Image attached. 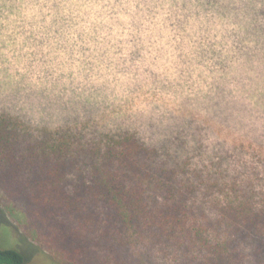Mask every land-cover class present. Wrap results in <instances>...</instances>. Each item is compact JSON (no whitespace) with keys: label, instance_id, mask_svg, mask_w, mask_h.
I'll list each match as a JSON object with an SVG mask.
<instances>
[{"label":"clouds","instance_id":"9594fccd","mask_svg":"<svg viewBox=\"0 0 264 264\" xmlns=\"http://www.w3.org/2000/svg\"><path fill=\"white\" fill-rule=\"evenodd\" d=\"M0 199L70 264H256L264 0H0Z\"/></svg>","mask_w":264,"mask_h":264},{"label":"rangeland","instance_id":"374dc122","mask_svg":"<svg viewBox=\"0 0 264 264\" xmlns=\"http://www.w3.org/2000/svg\"><path fill=\"white\" fill-rule=\"evenodd\" d=\"M8 202L0 199V245L20 251L26 264H60L39 245L26 224L5 215Z\"/></svg>","mask_w":264,"mask_h":264},{"label":"trees","instance_id":"16d2710c","mask_svg":"<svg viewBox=\"0 0 264 264\" xmlns=\"http://www.w3.org/2000/svg\"><path fill=\"white\" fill-rule=\"evenodd\" d=\"M68 183L71 184V181ZM86 191L81 186L80 195H84ZM246 227L251 228L253 225L248 224ZM36 240L60 264H70L74 259L75 250L80 244L79 240L70 233H66L62 243L59 244H49L42 239ZM253 256L256 264H264V237L257 238L256 251L253 252ZM0 264H26V261L24 255L17 249L0 245Z\"/></svg>","mask_w":264,"mask_h":264}]
</instances>
